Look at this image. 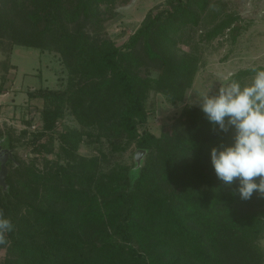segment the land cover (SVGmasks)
Listing matches in <instances>:
<instances>
[{"label":"trees","instance_id":"obj_1","mask_svg":"<svg viewBox=\"0 0 264 264\" xmlns=\"http://www.w3.org/2000/svg\"><path fill=\"white\" fill-rule=\"evenodd\" d=\"M217 1L166 0L118 46L107 26L132 0H0V90L17 69L15 46L58 53L68 72L64 88L27 93L42 107L19 134L0 129L15 156L9 192L0 187L14 225L0 264H264V197L242 200L238 182L226 186L211 163V149L231 145L235 129L214 130L186 103L159 136L141 130L151 92L184 103L203 47L227 30L240 35L239 17ZM68 114L76 126L63 125ZM83 144H98L97 154L82 155ZM132 146L148 150L134 182V163L121 161Z\"/></svg>","mask_w":264,"mask_h":264},{"label":"rangeland","instance_id":"obj_2","mask_svg":"<svg viewBox=\"0 0 264 264\" xmlns=\"http://www.w3.org/2000/svg\"><path fill=\"white\" fill-rule=\"evenodd\" d=\"M165 2L166 0H132L130 4L117 9L113 21L107 26V34L116 45H123L140 26L147 12L158 11L164 7ZM217 8L224 15H237V22L242 27L241 32L233 40L231 32L227 30L223 36L214 39L206 48L203 47L202 63L193 86L186 95L192 94V100L205 93L216 95L224 80L230 79L240 71L264 70V0H218ZM183 49L188 48L184 46ZM3 59L4 54L0 49V70ZM11 63L17 66V69H12L4 88L0 90V129L6 125L12 126L19 134L26 127L23 119L28 113L30 112L29 116L33 114L38 117L37 110L42 107L41 100L30 101L27 93L40 87L64 88L68 72L58 53L41 52L36 48L15 46ZM254 75L255 73L230 80L238 81L243 87L251 84ZM186 103H189L187 97L184 103H172L163 94L151 92L148 101L151 114L141 130L145 129L159 136L179 116ZM63 125L74 127L77 123L68 114ZM97 146L98 144H83L80 153L87 157L96 155ZM135 151L136 147L132 146L122 156L121 161L133 166ZM17 153L26 161L34 155L28 147H18ZM258 245L264 252V239L258 241ZM6 254V250L0 251L2 257Z\"/></svg>","mask_w":264,"mask_h":264},{"label":"clouds","instance_id":"obj_3","mask_svg":"<svg viewBox=\"0 0 264 264\" xmlns=\"http://www.w3.org/2000/svg\"><path fill=\"white\" fill-rule=\"evenodd\" d=\"M251 84L225 79L216 95L205 93L192 100L214 130L227 133L235 129L231 145L213 147L210 152L215 174L226 186L233 184L240 198L250 200L254 193L264 197V70H252ZM14 230L10 218L0 210V246L9 243L7 234Z\"/></svg>","mask_w":264,"mask_h":264},{"label":"water","instance_id":"obj_4","mask_svg":"<svg viewBox=\"0 0 264 264\" xmlns=\"http://www.w3.org/2000/svg\"><path fill=\"white\" fill-rule=\"evenodd\" d=\"M232 79V77H230ZM6 138L0 139V187L4 192H9L10 185L7 183L9 175L10 161H15L14 150L5 146ZM148 150L139 148L133 155L134 166L129 172L130 179L134 182L140 174V170L145 166Z\"/></svg>","mask_w":264,"mask_h":264},{"label":"built area","instance_id":"obj_5","mask_svg":"<svg viewBox=\"0 0 264 264\" xmlns=\"http://www.w3.org/2000/svg\"><path fill=\"white\" fill-rule=\"evenodd\" d=\"M36 127H37V125H33V126H32V129H35Z\"/></svg>","mask_w":264,"mask_h":264},{"label":"crops","instance_id":"obj_6","mask_svg":"<svg viewBox=\"0 0 264 264\" xmlns=\"http://www.w3.org/2000/svg\"><path fill=\"white\" fill-rule=\"evenodd\" d=\"M260 34V33H259Z\"/></svg>","mask_w":264,"mask_h":264}]
</instances>
